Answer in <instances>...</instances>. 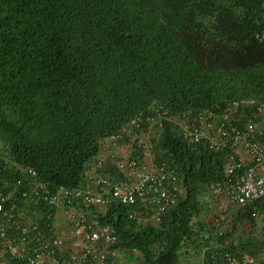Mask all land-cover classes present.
<instances>
[{"label": "trees", "instance_id": "obj_1", "mask_svg": "<svg viewBox=\"0 0 264 264\" xmlns=\"http://www.w3.org/2000/svg\"><path fill=\"white\" fill-rule=\"evenodd\" d=\"M263 31L264 0H0V141L53 187L76 186L100 141L140 112L155 114L152 105L176 115L264 99ZM163 123L156 150L183 174L186 196L158 226L139 227L122 204L101 222L150 264H179L188 243L201 264L255 256L252 244L223 245L226 236L204 252L216 237L194 217L204 185L224 180L225 155Z\"/></svg>", "mask_w": 264, "mask_h": 264}, {"label": "built area", "instance_id": "obj_2", "mask_svg": "<svg viewBox=\"0 0 264 264\" xmlns=\"http://www.w3.org/2000/svg\"><path fill=\"white\" fill-rule=\"evenodd\" d=\"M149 109L155 114L140 112L101 142L72 187H53L0 144V184L9 187L6 178L17 172L9 191L0 190V264H150L140 250H122L116 228L99 217L122 204L139 227L158 226L186 196L183 174L156 150L163 120L173 121L188 143L225 155V178L204 185L200 205L225 197L220 209L234 204L257 214L264 198V99H232L178 115L163 105ZM242 264L264 263L244 253Z\"/></svg>", "mask_w": 264, "mask_h": 264}, {"label": "rangeland", "instance_id": "obj_3", "mask_svg": "<svg viewBox=\"0 0 264 264\" xmlns=\"http://www.w3.org/2000/svg\"><path fill=\"white\" fill-rule=\"evenodd\" d=\"M220 200L204 201L200 213L194 217L195 222L206 224L216 237L207 243V247L222 249L224 247L222 244L225 245V242L240 247L252 244L257 248L256 258L264 263V211L260 210L252 218L242 217L240 207L237 205L229 204L225 211L220 209V203L227 202V199L223 197ZM222 236L226 238L224 243L220 244L219 238ZM182 251L179 264H201L202 254L197 252L195 244H186Z\"/></svg>", "mask_w": 264, "mask_h": 264}, {"label": "clouds", "instance_id": "obj_4", "mask_svg": "<svg viewBox=\"0 0 264 264\" xmlns=\"http://www.w3.org/2000/svg\"><path fill=\"white\" fill-rule=\"evenodd\" d=\"M263 32H264V31H263ZM188 110H190V109H188ZM192 110H194V109H192ZM181 113H182V112H181ZM179 114H180V113H179ZM172 115H173V114H172ZM176 115H178V114H176ZM115 133H116V132H115ZM115 133H114V134H115ZM112 135H113V134H112ZM110 136H111V135H110ZM107 137H109V136H107ZM105 138H106V137H105ZM105 138H103V139L100 141V144H101V142H102ZM157 141H158V140H157ZM1 143H2V142L0 141V144H1ZM156 143H157V142H156ZM2 144H3V143H2ZM100 152H101V147H100ZM100 152H99V153H100ZM94 158H95V157H94ZM263 199H264V198H262L261 200H263ZM259 201H260V200H259ZM259 201H258V202H259ZM258 202H257V204H256V205H257L258 212H259L260 210L264 211V208H263V209H259V208H258ZM173 207H174V206H173ZM200 208H201V205H200ZM240 210H241V208H240ZM241 212H242V217H248L246 214H243V211H242V210H241ZM258 212H257V214H258ZM247 213H251V215H252V212H247ZM257 214H256V215H257ZM256 215H252V217H253V216H256ZM252 217H251V218H252ZM163 218H164V217H163ZM248 218H250V217H248ZM205 248H208V247H205ZM205 248H204V249H205ZM205 251H206V250H205ZM205 251H204V252H205ZM182 254H183V251H182Z\"/></svg>", "mask_w": 264, "mask_h": 264}, {"label": "crops", "instance_id": "obj_5", "mask_svg": "<svg viewBox=\"0 0 264 264\" xmlns=\"http://www.w3.org/2000/svg\"><path fill=\"white\" fill-rule=\"evenodd\" d=\"M58 218H59L60 221H63L62 220L63 219V213L62 212H59Z\"/></svg>", "mask_w": 264, "mask_h": 264}]
</instances>
